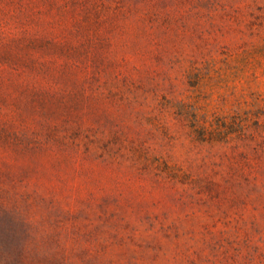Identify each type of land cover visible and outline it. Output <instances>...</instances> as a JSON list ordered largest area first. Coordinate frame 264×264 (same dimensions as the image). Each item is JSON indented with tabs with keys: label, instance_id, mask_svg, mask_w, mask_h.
Wrapping results in <instances>:
<instances>
[{
	"label": "rangeland",
	"instance_id": "rangeland-1",
	"mask_svg": "<svg viewBox=\"0 0 264 264\" xmlns=\"http://www.w3.org/2000/svg\"><path fill=\"white\" fill-rule=\"evenodd\" d=\"M0 264H264V0H0Z\"/></svg>",
	"mask_w": 264,
	"mask_h": 264
}]
</instances>
